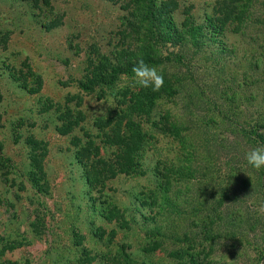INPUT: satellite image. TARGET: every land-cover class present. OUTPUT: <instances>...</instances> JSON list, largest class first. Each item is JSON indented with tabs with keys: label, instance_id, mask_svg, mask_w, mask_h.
<instances>
[{
	"label": "rangeland",
	"instance_id": "obj_1",
	"mask_svg": "<svg viewBox=\"0 0 264 264\" xmlns=\"http://www.w3.org/2000/svg\"><path fill=\"white\" fill-rule=\"evenodd\" d=\"M150 1L0 0V264H105L104 253L106 264H114L123 250L135 254L144 245L157 210L140 193L162 183L153 174L157 160L180 166L182 145L155 131L154 120L163 125L148 118L144 102L124 107L125 93L138 89L132 74L101 84L98 55L111 61L116 47L136 43L129 21ZM156 1L152 39L159 59L194 100L187 109L189 99L181 96L178 106L164 103L160 112L179 116L203 143L194 172L184 173H194L195 181H175L178 202L184 212L207 211L217 221L216 264H264V168L245 159L264 146L247 136L248 124L264 127V34H256L264 33V0H253L244 31L234 21L241 13L237 0ZM189 15L196 29L209 27L207 40L200 50L189 40L179 52L181 40L168 34L173 25L182 31ZM216 52L223 58L215 59ZM218 110L223 126L206 128ZM141 125L147 159L140 174H130L137 163L122 157L127 145L116 131ZM174 170L172 181L184 175ZM187 189L199 194L191 208L184 203ZM178 226L180 233L200 234L190 223ZM171 240L164 249L173 250Z\"/></svg>",
	"mask_w": 264,
	"mask_h": 264
},
{
	"label": "trees",
	"instance_id": "obj_2",
	"mask_svg": "<svg viewBox=\"0 0 264 264\" xmlns=\"http://www.w3.org/2000/svg\"><path fill=\"white\" fill-rule=\"evenodd\" d=\"M156 3V0L150 1L148 3L149 8L146 5L141 4L144 9L142 14L134 13L132 15V21L130 19L129 22H131L130 26L134 29L137 38L136 43L133 41L126 45L116 47V57L112 58L111 61L108 60V57L103 53L98 55L102 57V59L99 58L102 67L100 68L98 77L101 84H109L110 82L106 83V79L108 78L109 80L113 79L114 81V78L116 79L118 76L131 75V68L139 59H143L149 65L156 66L157 69L163 73L164 86L158 92H154L151 89L140 88L138 86V89L134 92L127 91L124 97L127 98L128 102L124 103L126 104L124 107H126V109H130L129 107H134L137 102H144L148 105V118L150 117L154 119V117H158L159 123L162 124L164 128L159 129L157 127V122L154 120L152 125L154 126L155 131L157 132L163 130L164 132L172 134L174 136V140L179 141L182 145V154H179L182 158L181 160L179 158L181 161L178 162L180 163V166L172 165L167 159H164V161H156L153 174L156 175L158 177V181L162 183L154 190L148 189V192L140 193V199H144L145 203L149 204L152 210H157L155 216H152L148 223L149 226L144 234V245L141 247L140 251H136L135 254L134 252L129 253L132 249L123 250L122 254L116 259L117 261L114 258L113 261L114 264H216L217 262L214 261L213 257L215 246L213 241L216 237L215 229L218 227L217 221L214 220L213 216L207 211H198L197 213L192 211L190 213H187L186 211L184 212L182 211L181 204L178 202L180 198V190L175 187V181H178V183H193L195 181V178L192 177L194 173H191L192 175L190 176L185 174H188V172H194L193 166H196L197 164L194 160L195 155L198 151H201L200 148L203 147V143L200 144V146L197 144L194 137L191 135V130L184 127V122L180 120L179 116L173 115L168 110L163 111L162 114L160 112L164 103H172L173 105L178 106L179 98L181 96L189 99L187 100L188 102L185 103L187 109L193 108L194 100L192 99L191 94L183 92L185 83L182 79L178 77L171 78L167 72L168 66H165L166 63L163 64L159 59L158 47L160 45L157 41L152 39V28L156 20L152 19L154 14L151 9L154 5H156ZM237 3L241 13L238 14L237 12L238 15H236L234 21L239 20L238 24L240 25L238 26V30L244 31V29L246 30V28H249L247 27L250 16L248 15L250 14L248 11L252 9L254 1L237 0ZM189 21L190 23L188 25H183V30L180 32L177 27L173 25L171 35L170 32L168 34L176 40H181L178 45L175 43V47H178L177 50L179 52L183 51V47H186L185 45L189 40H193L192 42L197 46L196 48L198 50H200L199 48L202 47L201 45L207 40L206 34L208 33L209 27L205 28V26L201 24V28L196 29V20L193 15H189ZM215 23H217V21ZM217 24L219 25V23ZM167 33L165 32V35L168 37ZM256 34L262 35L264 33L261 30L256 29ZM222 55L223 54L221 52L214 53L215 59H222ZM216 62L220 63V61H215V63ZM97 70L98 68H96L94 72ZM164 72H166V74ZM216 113L220 116L222 121H225L224 118H222L223 113L221 114V111L218 110L216 112H210L212 120L207 123L206 128L219 129V126H223L220 125L223 122L220 119L215 118ZM125 118H127V120L131 119L129 115H126ZM130 128H132V125ZM248 128H251V130L250 132H247V136L254 138L249 140H253L255 143L264 145V136L263 134H260V131L264 129V127L248 124ZM116 132H118V135L116 136L117 141L119 140L120 143L127 145L125 155L123 153L122 157L126 158L131 155L133 162L137 163L138 168L129 169L128 172L131 174L135 172L134 170H136L137 174H140L139 171L142 168L141 164H144L143 161L146 162L147 159V152L146 150H143L145 144L144 142L146 140H144V138H147L144 127L141 125V127L138 126L136 127V130L130 132L129 128L125 130L119 129ZM128 138L130 139L131 144L124 141V139ZM2 156L3 146L0 142V159ZM174 167H178L180 172L185 174L182 176L180 175L176 178V180L172 181L169 176L172 171H175ZM147 168L148 170L151 169L150 167ZM87 180L90 185L91 179L88 178ZM186 195L188 197L184 203H186L187 208H191L190 202L193 201L194 196H196L197 199V195L199 194L195 192V189H187ZM219 205H222V201L219 202ZM182 215H185L186 219H183ZM231 216V224H235V220L237 218H234V216L237 215L234 214ZM218 217L221 219L222 214H219ZM177 223L180 225L190 223L191 226L200 229L199 236L198 234H191L185 231L180 233L178 231L179 226L176 227ZM103 236L104 235L102 233H99L98 238L103 241ZM171 238V241L175 242L173 250L164 249L165 244L169 242ZM107 256H109V254L106 253L101 256L103 259L102 261L105 264L108 263ZM210 257L213 259H210Z\"/></svg>",
	"mask_w": 264,
	"mask_h": 264
},
{
	"label": "clouds",
	"instance_id": "obj_3",
	"mask_svg": "<svg viewBox=\"0 0 264 264\" xmlns=\"http://www.w3.org/2000/svg\"><path fill=\"white\" fill-rule=\"evenodd\" d=\"M132 82L135 86L158 92L164 86V76L156 66L149 65L143 59L137 60L131 68ZM248 165L259 170L264 168V146L252 148L245 154ZM264 211V206L261 207ZM210 259H213L210 257Z\"/></svg>",
	"mask_w": 264,
	"mask_h": 264
}]
</instances>
